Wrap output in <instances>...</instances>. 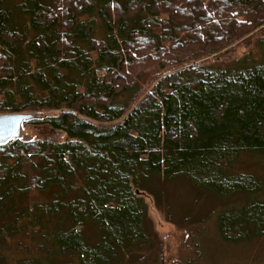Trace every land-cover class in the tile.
I'll return each instance as SVG.
<instances>
[{
	"label": "trees",
	"instance_id": "16d2710c",
	"mask_svg": "<svg viewBox=\"0 0 264 264\" xmlns=\"http://www.w3.org/2000/svg\"><path fill=\"white\" fill-rule=\"evenodd\" d=\"M48 1L0 0V115L63 137L0 147V244L21 235L37 248L0 264H123L153 245L138 192L182 176L244 197L218 214L223 243L263 239L264 179L235 165L264 158V51L198 74L182 37L217 47L263 24L264 0ZM138 52L177 58L142 100L126 84Z\"/></svg>",
	"mask_w": 264,
	"mask_h": 264
},
{
	"label": "rangeland",
	"instance_id": "374dc122",
	"mask_svg": "<svg viewBox=\"0 0 264 264\" xmlns=\"http://www.w3.org/2000/svg\"><path fill=\"white\" fill-rule=\"evenodd\" d=\"M162 18L165 20L166 16L163 15ZM134 27L131 26L133 29ZM182 39L189 48L187 54L193 56L192 65L199 67V74L203 68L216 62L224 61L226 64L248 54L259 58L264 51V23L253 30L247 27L242 29L240 35L218 44L217 47H200L204 38L195 37L191 33L183 35ZM168 46V43H163V47ZM200 48L204 51L201 52ZM168 51L183 56L178 49L170 48ZM138 56L141 57L140 64L129 71L126 84L133 89L137 88L142 100L161 79L177 71L176 66L171 63L177 58L173 55L163 57L164 65H161V59L154 62L143 52H138ZM44 136L63 139L61 135L54 136L46 127L29 125L23 126L20 139L40 140ZM235 170L264 179V158L242 156L235 165ZM138 195L144 199L148 208L153 245H147L137 257L130 254L123 264H264V238L248 244L233 245L223 243L217 236L219 212L241 204L243 196L219 198L197 190L183 176L170 181H155L151 183V191H139ZM91 232L89 230L88 234L91 235ZM34 242L30 236L7 238L0 244V255L12 263L32 258L37 250ZM39 243L38 240L37 245Z\"/></svg>",
	"mask_w": 264,
	"mask_h": 264
},
{
	"label": "water",
	"instance_id": "95a60500",
	"mask_svg": "<svg viewBox=\"0 0 264 264\" xmlns=\"http://www.w3.org/2000/svg\"><path fill=\"white\" fill-rule=\"evenodd\" d=\"M32 117L29 114L0 115V147L21 138L24 123Z\"/></svg>",
	"mask_w": 264,
	"mask_h": 264
}]
</instances>
